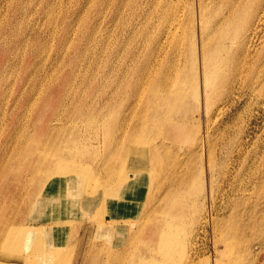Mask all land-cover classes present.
Masks as SVG:
<instances>
[{
  "label": "bare ground",
  "instance_id": "obj_1",
  "mask_svg": "<svg viewBox=\"0 0 264 264\" xmlns=\"http://www.w3.org/2000/svg\"><path fill=\"white\" fill-rule=\"evenodd\" d=\"M182 1L119 0L121 5L128 3L133 20L140 16L149 21L155 10L156 16L163 20V27L156 38V46L147 56H143L141 47L129 49L127 54L121 55L115 67L119 76L110 89L113 94L106 93L102 98L99 90L91 89L93 85L87 88H90L88 94L85 93L82 78L75 77V69L86 70L88 67L81 60L87 50L92 51L89 47L92 38L88 33L74 32L72 19L65 13L58 16L60 22L54 28V49L51 42L41 44L35 37V43L26 34V38L0 42V264H69L72 250L62 237L72 224L76 230L82 228V224H85L83 230L114 229L117 233L114 243H119L122 250L112 252L110 247L107 248L113 254L110 258L112 264L127 263L132 252H136L138 264L185 262L180 223L184 203L194 195L190 192L193 173L190 168L198 162L200 172L209 171L215 159V144L212 146L208 133L205 134L194 151L197 160H185L181 165L176 160L178 143L175 137L184 132L190 116L197 110L198 105L193 99L196 95L197 100L200 99L199 82L206 104L218 91L223 90L226 95L225 105L215 111L216 117L229 111L233 93L238 97L246 88L259 92L264 89V64L255 66L257 48L251 51L248 48L251 38L263 36L264 0H208L210 7L206 6V9L204 0H196L195 4H189V15L185 13L186 24L179 9ZM80 7L78 3L75 13ZM214 8L213 15L217 18L213 26H209L212 15L204 16V11L211 13ZM228 26L232 29L227 30ZM68 31L73 36L69 37ZM18 63L21 66L17 75H13ZM110 70L115 69L110 67ZM115 96H124L123 102L128 103L125 112L111 120L113 115L108 114ZM103 139L106 145L99 142ZM163 139H170V143L177 146L156 143ZM153 142L155 144L148 148ZM98 143L104 148L110 146L108 143L113 145L94 166L98 147L101 148L96 145ZM155 168L165 170L160 178L164 187L153 195L151 191L149 195V174L146 172ZM97 174H101V182L96 180ZM207 178V196L211 199L212 186ZM144 200L145 204L148 200L152 204L138 219ZM206 212L209 217L210 213ZM204 215L201 220L206 219ZM212 218H208L211 224ZM136 219L140 221L137 223ZM141 244L143 248L138 249L136 245ZM99 262L89 252L87 258L83 255L77 264ZM191 262L189 259L186 263ZM195 262L198 264L200 260Z\"/></svg>",
  "mask_w": 264,
  "mask_h": 264
},
{
  "label": "rangeland",
  "instance_id": "obj_2",
  "mask_svg": "<svg viewBox=\"0 0 264 264\" xmlns=\"http://www.w3.org/2000/svg\"><path fill=\"white\" fill-rule=\"evenodd\" d=\"M60 1L61 0H30V1L29 0H0V18H1L0 19V42L3 39L5 40L6 39H18L19 40L26 34L28 36L26 35L25 36L30 41L35 42V40L38 39L39 41H36V42H39L41 44L49 45L50 42L53 44L55 40V37H54L55 29L54 28H56L58 26V22H60L59 17L63 13H65L69 18L72 19L71 20V23H73L72 30L74 32H78L82 34L88 33L93 41V43L92 41L90 42V44L92 43L91 45L89 44V47H91L90 49L92 51L90 52V50H87L86 56L83 57L84 58L83 60H81V63L86 64L88 67L86 68V70L75 69L74 73H75V77H77L76 79L82 78V81H83L82 86L86 90L85 93H87V90L90 89V88L89 89L87 88L93 85L91 89H97V91L99 90L98 94L99 96H101L100 98L105 96L106 93L113 94L112 90L110 92V89L111 87L112 88L114 87V84H115L114 80H116V78L119 76L118 69H116L117 68L116 66L119 60L122 58L123 55L127 54L129 49L130 51H132L133 49L137 47H141V51H142L141 53L143 54V56H147L150 52L149 50L153 46L154 47L156 46V43H157L156 38L161 32L160 30H162L163 20L160 19L161 18L160 16H156L155 10H153L152 12V15H151L152 19L150 18L152 22H150V20L146 21L145 18H142V17L140 18V16L133 20L131 19V16H130V8L128 7V3L126 5L125 4L121 5L119 3V0H109V1L108 0H90V1L89 0H83V1L82 0H73V1L72 0L71 1L62 0L61 2ZM86 1L87 3H85ZM190 2L195 4L196 0H189V2L188 0H183L181 2L182 4H180V7H179V9L182 10L183 16L185 17L184 24H186L185 21H187V17L185 15L186 14L189 15L188 8H189ZM204 2H205V9L207 7H210V3L208 2V0H204ZM39 3H41V5ZM78 3H79V6H81L80 11H77L75 13ZM52 6H53V9H52ZM48 9L50 10L48 11ZM121 10L123 11V13ZM89 11L91 12L89 13ZM214 13H215V8L213 9V11H211V13L209 10L204 11V14H205L204 16L210 17V14L212 15L209 18V22H210L209 26H213V22L217 18V15L216 16L213 15ZM52 14H54L53 17L55 18V20L57 18L56 21L52 17ZM83 14L84 15L88 14V16L85 17ZM49 16L52 18H50ZM79 16L80 17L82 16V17L80 18ZM49 20L51 21L52 26L50 25ZM116 20H117V23L115 22ZM77 23L78 24L81 23L78 25V28H77ZM35 26H38V27H35ZM228 27L229 28L227 30L232 29L231 26H228ZM144 34L145 35L147 34L148 36L146 35L145 37ZM71 36H73V34L69 32V37ZM35 37L37 39H35ZM115 37L117 38L115 39ZM34 42H32V44ZM250 44L248 46L249 51H251L252 48L254 47L257 48L255 51L256 52L255 57H257V59L254 60L255 66L257 65L258 67H261L264 64V33H263V36L258 35L257 37L254 36L253 38H251ZM54 48H55V45L53 44L52 49ZM101 51L103 53H101ZM93 53H96V54L94 55ZM41 54H42L41 56L43 57L44 56L43 54H45V51H43ZM90 54H93V55H90ZM187 60H188L187 58L184 59V62L186 64H187ZM182 61L183 60H181V62ZM47 62L48 61H46L45 64H47ZM20 66H21V63H18L16 70L13 72V75H17V70ZM110 67L112 68L114 67L116 71L110 70ZM95 68L96 69L98 68V70H96ZM105 76L106 78L104 79ZM198 89L200 92V99L197 100V95H196V98L193 99L194 102L198 105L197 110L194 111L192 115L190 116L191 119L188 120L189 124L185 128L184 132L179 133L177 137H175L178 143L177 144L178 147H176L177 145H172L170 143V139H165V140L163 139L162 141L161 140L156 141V143L162 142L163 144H166V145H172L174 146V148L176 147L175 149H178L177 154H176V160L181 165L184 163L185 160L193 161L195 160V158L197 160V155L194 153V151L196 150V147L198 146L199 141L203 138L205 134L207 135L208 133L207 138L208 140H210L211 143H213L212 146L215 144L213 146L215 159L213 160L212 166L209 169V171L203 170L202 172H200L198 162L194 163V166L192 167V169L190 168V173L193 172L191 174L192 179H191L190 184L192 185V188L190 189V192H194L193 193L194 195L190 197L191 200L187 199L188 201L187 200L185 201L184 203L185 210H184V214L182 215L183 220H181L182 221L180 223L181 226L179 225L181 229L180 238H181V241L184 242V255L186 258L183 264H188L186 262H188L189 259L192 261L191 262L192 264H196L195 262L196 260L197 261L200 260V263L198 264H264V245H263L264 244V203H263L264 202V111H263L264 110V89L261 92H259L255 90H247L246 88V90L238 94V97L236 96L237 94L233 93L234 95L232 94L233 96L232 95L230 96L231 99L233 98L229 104L230 109L229 111L227 110V112L221 117H216L215 111L218 107H221V106L223 107V105H225L223 104V102L225 100L226 95L224 91L221 90L222 88L220 89L221 91L216 92L217 94L216 93L212 94V96L208 99V102H207L208 104H206L205 98L203 100V96H201L200 82L198 84ZM10 98L11 97H9V99ZM122 98L116 97V96L114 97L110 110H109V114H108V115L110 114L113 115V116L110 115L111 120L114 117H117L120 113L125 112V108H127L125 106L127 105L128 101L123 102L124 96H122ZM239 98L241 99L239 100ZM246 99H247V102H246ZM116 100H117V103H116ZM116 108H119V109L117 110ZM262 111L263 113H261ZM215 118L217 119L215 120ZM115 126L117 127L119 126L118 122L115 123ZM213 141L216 143H214ZM99 142L106 145V141L104 139L101 141L99 140ZM101 143L96 144L100 146L101 148L99 149L98 147L96 158L93 161L94 166L100 161V159L103 158V156L109 151V148L113 145V143H108L110 144V146L107 144L109 147L104 148L102 146L103 144L101 145ZM152 144H155V142L150 143L148 145V148ZM148 162H149V159H148ZM152 166L153 165H151V167ZM167 166L168 164H166V168ZM259 168H260V171H259ZM193 169H196V170L193 171ZM197 169H199V171ZM164 172H162L158 168L153 169L152 172L150 171V169H149V172H146L147 174H149L147 194L151 195V191H153L152 193L153 195L156 190L164 187L160 184V178L164 176ZM207 173H208V176H207ZM95 177L98 182L102 181L101 174H97ZM207 177L210 178V184L212 186L211 199H209V197L207 196V188H208V183H207L208 178ZM201 178L203 179V181ZM200 181H202L201 182L202 187L200 186ZM201 188L204 190H202ZM226 203L228 205H226ZM151 204H152V201L148 200L147 204H145V200H144V204L141 209L140 215H138V219L139 217L141 218V214H144L145 212H147ZM245 208H247V210ZM201 209H202V212H201ZM206 210L210 213L209 217L207 216ZM203 215L206 217V219L201 220V217ZM207 217L208 218L213 217L212 224L210 223ZM103 218L106 219L107 217L106 218L103 217ZM138 219L134 221L138 223L140 221V220L138 221ZM243 220L245 221L243 222ZM81 226L82 228H80L79 230H76L75 228L76 226H74V224L70 225V228L67 230V232L62 237V239L67 242V244L69 243L68 248L72 250L71 252L72 256L69 260V264H77V261L79 262V260L82 258L83 255L87 258V256L89 255V252L93 254L95 259H98L100 261L99 262L100 264H112V262H110L111 261L110 258L112 257L113 254H111L110 252L122 250L121 249L122 246L119 243L117 242L114 243L115 237H117V233L115 232V230L114 229L106 230L103 228L100 230L99 229L95 230L94 228L83 230V228L85 227V224H82ZM127 230L132 231V229H127ZM181 231L184 234L181 233ZM227 231H228V234H225V232ZM183 239H185V241ZM110 244H112V246H110ZM109 247L111 251H108L109 249L107 250V248ZM136 247H138V249L143 248L142 244L140 246L136 245ZM103 250L105 252H103ZM194 252L195 253L198 252L196 256L194 255L195 254ZM223 252L225 255L223 254ZM125 254L126 253H124V255ZM135 254L136 252L130 253L127 257L128 262L125 264H138V261L137 262L135 261ZM56 264H61V263L58 262Z\"/></svg>",
  "mask_w": 264,
  "mask_h": 264
}]
</instances>
